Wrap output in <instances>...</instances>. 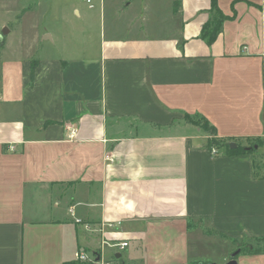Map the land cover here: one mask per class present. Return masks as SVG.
I'll use <instances>...</instances> for the list:
<instances>
[{"label":"crops","instance_id":"obj_1","mask_svg":"<svg viewBox=\"0 0 264 264\" xmlns=\"http://www.w3.org/2000/svg\"><path fill=\"white\" fill-rule=\"evenodd\" d=\"M217 3L211 44V0H98L28 35V8L0 22V264H226L237 249L264 264V177L185 119L264 138L263 0Z\"/></svg>","mask_w":264,"mask_h":264},{"label":"rangeland","instance_id":"obj_2","mask_svg":"<svg viewBox=\"0 0 264 264\" xmlns=\"http://www.w3.org/2000/svg\"><path fill=\"white\" fill-rule=\"evenodd\" d=\"M75 7L80 10L89 8L92 11H96L98 9V0H0V22L7 17L14 20L13 15L15 12H20L22 8H28L29 12L22 23L25 33L27 32L26 34L28 35L36 26L40 29L45 26L56 29L67 24L69 20L71 22L77 21L73 11ZM6 12L9 13L6 14L7 16L5 15ZM3 29L4 27L1 26L0 35ZM242 143L248 145L249 141H242ZM255 146L257 147V145ZM257 150V160L263 163L264 146L262 148L257 147ZM258 243L257 246L260 244L262 247L264 246V242Z\"/></svg>","mask_w":264,"mask_h":264},{"label":"trees","instance_id":"obj_3","mask_svg":"<svg viewBox=\"0 0 264 264\" xmlns=\"http://www.w3.org/2000/svg\"><path fill=\"white\" fill-rule=\"evenodd\" d=\"M261 8L264 11V0L263 4L261 5ZM210 12L212 16L203 24L200 32V37L204 39L208 44H211L219 35V33H221L223 28V22L228 18V16L224 14L219 8L217 0H211ZM34 68L35 64L33 63L31 65L32 76L34 74ZM185 119L188 123L197 126L207 135L205 146L210 149V151L212 148H215L217 151L220 148H224L227 154L249 153L252 155L253 158V168L255 177H264V162L261 163L257 160V147L262 148L264 146L263 137L256 136L247 138L246 141H249V144L245 145L242 143V140L239 139L217 137L215 127L211 125L209 121L200 114L185 113ZM230 142L236 143L237 146L235 148H231L229 146ZM255 145H257L256 148ZM247 147H250V149H247Z\"/></svg>","mask_w":264,"mask_h":264},{"label":"built area","instance_id":"obj_4","mask_svg":"<svg viewBox=\"0 0 264 264\" xmlns=\"http://www.w3.org/2000/svg\"><path fill=\"white\" fill-rule=\"evenodd\" d=\"M89 1V0H87ZM211 153L215 155L217 153V150L215 148L211 149ZM77 221H80L79 219ZM89 228L88 226H86ZM108 227H112L111 224H108ZM103 244H107L113 248H116L119 251L124 250L128 246L127 241H119V242H108L103 240ZM74 258L77 264H92L93 262L96 261V254L94 253H88L86 251H76L74 253ZM102 264H109L107 262H103Z\"/></svg>","mask_w":264,"mask_h":264},{"label":"water","instance_id":"obj_5","mask_svg":"<svg viewBox=\"0 0 264 264\" xmlns=\"http://www.w3.org/2000/svg\"><path fill=\"white\" fill-rule=\"evenodd\" d=\"M7 32V28H4L3 29V31H2V33L4 34V33H6ZM3 34H1L0 35V42L2 43V41H3ZM229 146L231 147V148H235L237 145H236V143H234V142H230L229 143ZM255 148H256V146H255ZM247 149H250V147H247ZM240 252V250L239 249H237V250H235L234 252H232L231 254H230V256H229V260L226 262V264H236V260H235V257H236V255L238 254ZM120 253H117L116 255H115V257L116 258H120Z\"/></svg>","mask_w":264,"mask_h":264}]
</instances>
